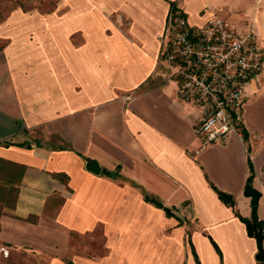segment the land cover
<instances>
[{
  "label": "crops",
  "instance_id": "0c3cea01",
  "mask_svg": "<svg viewBox=\"0 0 264 264\" xmlns=\"http://www.w3.org/2000/svg\"><path fill=\"white\" fill-rule=\"evenodd\" d=\"M54 1L0 19V163L17 195L0 245L81 264L67 256L76 232L127 264H264L239 218L252 215L249 178L264 220V63L246 84V138L201 147L200 111L160 56L172 5L191 26H251L264 49V0Z\"/></svg>",
  "mask_w": 264,
  "mask_h": 264
},
{
  "label": "built area",
  "instance_id": "2783aa9c",
  "mask_svg": "<svg viewBox=\"0 0 264 264\" xmlns=\"http://www.w3.org/2000/svg\"><path fill=\"white\" fill-rule=\"evenodd\" d=\"M167 19L160 56L169 65L180 99L200 111L194 131L201 147L232 133L244 140L246 84L264 63L256 32L251 26L240 30L218 17L191 26L176 10H170ZM9 255L0 245V258Z\"/></svg>",
  "mask_w": 264,
  "mask_h": 264
},
{
  "label": "rangeland",
  "instance_id": "374dc122",
  "mask_svg": "<svg viewBox=\"0 0 264 264\" xmlns=\"http://www.w3.org/2000/svg\"><path fill=\"white\" fill-rule=\"evenodd\" d=\"M53 4H55L54 0H0V19L3 16L9 15L13 12L14 9L21 8L22 10H33V9H49ZM37 132H35V137H38ZM6 168L0 163V216L3 214H7L12 211V208L15 205L16 201V187L14 184L9 186L6 183L8 179V167L9 165L5 164ZM7 170V172L5 171ZM10 173H15L13 167L9 169ZM14 182V178H12ZM72 239V244L69 245L68 255L76 256L77 259L81 257V264L84 256L87 254L91 256H100V255H108L107 262L108 264H116V263H124L127 264L128 258H116L111 257L112 254L110 248H106L104 244H100L95 242L90 238H86L81 233L71 232L70 234ZM41 254H33V252H22L10 254L8 258H0V264H47V257H40ZM100 261L101 259H96ZM80 263V262H79Z\"/></svg>",
  "mask_w": 264,
  "mask_h": 264
},
{
  "label": "trees",
  "instance_id": "16d2710c",
  "mask_svg": "<svg viewBox=\"0 0 264 264\" xmlns=\"http://www.w3.org/2000/svg\"><path fill=\"white\" fill-rule=\"evenodd\" d=\"M171 9L175 10V7L172 5ZM243 136H244V139H245L246 138V134H245L244 130H243ZM5 164L9 165V166H7L8 167V173L6 175H8V179L6 180L7 181L6 183L9 186H12L11 177L13 176V172L10 173V171H9V169H11L12 165L10 163H7V162ZM20 170L21 169H18V170H16V172L19 173ZM250 170H252V165L251 164H250ZM248 184H249V178H248V181H247V185ZM218 196L221 198V200L225 201L227 204L233 205L234 202L232 201L231 196H229V195H227V194H225V193H223L221 191L218 192ZM151 201L154 204H156L157 206L162 208V205L159 204L158 202H156L155 200L152 199ZM255 209H256V205H254L252 207V212H251L252 215H251L250 218L246 219V218H243L241 216H239V218L245 224V228L247 229L248 236L250 235V236L255 237L254 236V232H255V230H258L260 232V234H261V239H262V226H263L264 220L260 221V220L257 219V216L255 214ZM164 210H165L166 214H168V215L170 214V211L167 208L164 207ZM256 241L258 242L259 246H261V240L258 241L256 239ZM69 264H72V263L69 262Z\"/></svg>",
  "mask_w": 264,
  "mask_h": 264
},
{
  "label": "water",
  "instance_id": "95a60500",
  "mask_svg": "<svg viewBox=\"0 0 264 264\" xmlns=\"http://www.w3.org/2000/svg\"><path fill=\"white\" fill-rule=\"evenodd\" d=\"M89 166H88V169L89 171L95 173V174H98L100 172V167H99V164H97L96 160L94 159H90V161L88 162ZM245 193L246 195H249L251 197V204L254 206L258 203V197H259V194L258 192L252 187L250 186L249 184L247 185L246 187V190H245ZM254 236L256 237V239L258 241L261 240V234L258 230H255L254 232ZM256 259L260 262H264V253L261 249V246H259V249H258V252L256 254Z\"/></svg>",
  "mask_w": 264,
  "mask_h": 264
}]
</instances>
